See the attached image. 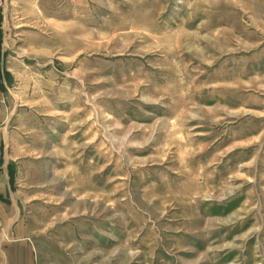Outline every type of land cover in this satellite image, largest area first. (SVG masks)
<instances>
[{
    "label": "rangeland",
    "instance_id": "374dc122",
    "mask_svg": "<svg viewBox=\"0 0 264 264\" xmlns=\"http://www.w3.org/2000/svg\"><path fill=\"white\" fill-rule=\"evenodd\" d=\"M6 69L36 264H264V0H0Z\"/></svg>",
    "mask_w": 264,
    "mask_h": 264
},
{
    "label": "crops",
    "instance_id": "0c3cea01",
    "mask_svg": "<svg viewBox=\"0 0 264 264\" xmlns=\"http://www.w3.org/2000/svg\"><path fill=\"white\" fill-rule=\"evenodd\" d=\"M9 79L12 80V73L0 72V264H36V246L23 231V202L19 193L26 160L38 165L40 159L13 152L19 139L18 121L24 110L11 99ZM3 243L6 244L1 248Z\"/></svg>",
    "mask_w": 264,
    "mask_h": 264
}]
</instances>
